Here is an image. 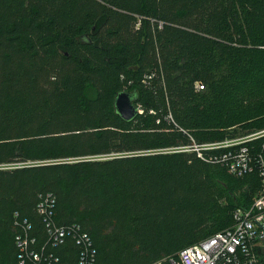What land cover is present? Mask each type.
Returning <instances> with one entry per match:
<instances>
[{
	"label": "trees",
	"instance_id": "obj_1",
	"mask_svg": "<svg viewBox=\"0 0 264 264\" xmlns=\"http://www.w3.org/2000/svg\"><path fill=\"white\" fill-rule=\"evenodd\" d=\"M122 89L143 107L129 120ZM262 125L264 0H0V264L18 218L45 235L41 207L102 264L174 255L230 225L260 175L164 149Z\"/></svg>",
	"mask_w": 264,
	"mask_h": 264
},
{
	"label": "built area",
	"instance_id": "obj_2",
	"mask_svg": "<svg viewBox=\"0 0 264 264\" xmlns=\"http://www.w3.org/2000/svg\"><path fill=\"white\" fill-rule=\"evenodd\" d=\"M196 86H202L197 81ZM264 135V127L213 140L172 145L164 151L194 150L209 162L242 175L259 169L260 186L248 205L236 206L225 228L181 247L156 264H264V155L254 153L251 141ZM256 166V167H255ZM43 217V237L30 235V223L18 218L17 247L13 264H102L89 234L76 223L63 225L53 219L54 208H37Z\"/></svg>",
	"mask_w": 264,
	"mask_h": 264
},
{
	"label": "water",
	"instance_id": "obj_3",
	"mask_svg": "<svg viewBox=\"0 0 264 264\" xmlns=\"http://www.w3.org/2000/svg\"><path fill=\"white\" fill-rule=\"evenodd\" d=\"M135 93L125 89L119 90L114 97L115 111L126 120L133 118L139 111L134 103Z\"/></svg>",
	"mask_w": 264,
	"mask_h": 264
},
{
	"label": "rangeland",
	"instance_id": "obj_4",
	"mask_svg": "<svg viewBox=\"0 0 264 264\" xmlns=\"http://www.w3.org/2000/svg\"><path fill=\"white\" fill-rule=\"evenodd\" d=\"M201 87V86H200ZM238 92H240V91H238ZM137 106H138V109H139V111L140 112H142L143 111V107H142V105L140 104V103H138L137 104ZM230 127H238L237 129L239 130L240 128H239V126H237L236 124H232V125H229ZM262 127H264V125H262V126H260V127H257V128H255L254 130H257V129H260V128H262ZM256 193H254L253 194V196L255 195ZM232 222V221H231ZM231 224V223H230ZM229 226V225H228ZM227 227V226H226ZM225 228V227H224ZM222 229V228H221Z\"/></svg>",
	"mask_w": 264,
	"mask_h": 264
}]
</instances>
